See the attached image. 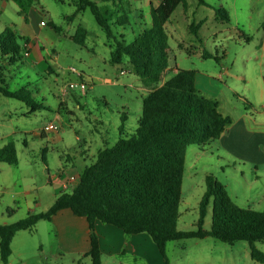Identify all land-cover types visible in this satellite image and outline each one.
Here are the masks:
<instances>
[{
  "label": "rangeland",
  "instance_id": "rangeland-1",
  "mask_svg": "<svg viewBox=\"0 0 264 264\" xmlns=\"http://www.w3.org/2000/svg\"><path fill=\"white\" fill-rule=\"evenodd\" d=\"M76 1L36 0L25 19L13 2L0 1V32L12 27L32 42L31 47L25 46L30 54L8 73L2 70L1 79L10 89L27 87L46 107L24 115L28 109L23 103L0 96V149L12 142L16 152L15 165L0 163V224L46 212L53 195L59 194L58 182L65 181L72 168L80 172L104 144L117 141L123 114L124 136L136 128L146 94L144 84L132 72L126 56L119 64L110 63L113 43L106 41L88 9L67 20ZM94 1L98 7L113 6L112 11L121 12L119 6L125 9L128 24L114 27L113 35L127 43L149 26V4L155 6L160 0H122L115 6ZM204 1L207 6L185 0L164 25L171 68L166 78L176 69L194 71L195 88L217 101L221 114L234 121L245 111L248 117L260 120L255 81L264 73V0ZM219 7L228 14L227 22L214 17ZM78 25L88 32L82 46L71 39ZM189 25L197 26L194 32ZM81 81L86 85L84 90L76 87L65 96L61 94L68 83ZM48 124L55 125L57 131L44 134L43 127ZM66 157L71 161H65ZM206 175L220 183L238 207L264 208V164L254 167L235 161L215 140L204 149L190 145L185 151L178 230L197 229ZM72 224L59 214L48 221L39 220L30 231H18L10 243L7 264H89L83 254L86 239ZM209 228L208 208L202 229ZM255 248L264 252V242L255 243ZM164 253L168 264H260L251 260L247 243L227 245L210 237L167 242ZM122 264L143 263L124 257Z\"/></svg>",
  "mask_w": 264,
  "mask_h": 264
},
{
  "label": "trees",
  "instance_id": "trees-1",
  "mask_svg": "<svg viewBox=\"0 0 264 264\" xmlns=\"http://www.w3.org/2000/svg\"><path fill=\"white\" fill-rule=\"evenodd\" d=\"M0 1L13 2L24 19L36 4V0ZM100 1L113 5L122 0ZM184 2L160 0L155 8L149 9V26L125 43L113 35L114 27L124 28L128 24L124 8L119 6L121 12L112 11L113 6L98 7L94 0L76 1V8L67 20L88 9L104 32L106 41L110 39L113 43L110 46V63L119 64L126 56L132 72L143 82L146 94L141 100L140 115L133 133L124 136L126 116L123 114L117 141L112 145L104 144L96 151L94 159L78 172V182L70 191L57 196L44 213L27 214L14 223L0 224V261L3 264H7L10 243L18 231H30L39 220L48 221L64 209L84 218L87 223L89 250L84 256L89 264H101L94 233L96 221L112 225L126 236L147 234L166 264L164 249L167 242L205 237L227 245L245 242L251 260L264 264V252L255 248V243L264 242V208L254 211L238 207L211 175L204 179V192L198 203L197 229L180 231L176 228L186 148L194 145L204 149L231 124V118L218 111L217 101L206 98L195 88L194 71L176 69L170 78H166L171 68L164 25L176 7ZM197 3L207 6L204 0H197ZM214 17L222 22L229 20L222 7L214 10ZM51 27L57 30L52 24ZM189 27L190 32L197 28ZM87 34L86 29L78 25L71 39L82 46ZM27 43L28 39L12 27H5L0 32V96L23 103L28 109L24 115L46 107L35 100L27 87L10 89L1 76L2 70L8 73L11 67L21 63L22 57L28 55L29 51H25ZM0 163L16 164L12 142L0 149ZM208 208L210 228L203 230Z\"/></svg>",
  "mask_w": 264,
  "mask_h": 264
},
{
  "label": "crops",
  "instance_id": "crops-1",
  "mask_svg": "<svg viewBox=\"0 0 264 264\" xmlns=\"http://www.w3.org/2000/svg\"><path fill=\"white\" fill-rule=\"evenodd\" d=\"M158 4L151 7L155 8ZM27 44L30 47L32 46V42L29 40ZM30 50L32 51V49ZM28 54H30V51ZM27 62L31 61L28 60ZM241 78L244 77L242 76ZM259 78L260 80L255 81V83L257 87L256 94L260 101L258 105L260 111H262L260 120L248 117L245 111H240L236 120H231V124L227 130L215 140L218 148L235 159V161H243V163L252 164L254 167L260 163L264 164V73L260 74ZM65 161L70 162L71 160L69 157H66ZM72 170L74 173L76 169L72 168ZM78 172L76 170V173ZM64 182H58V196L67 189H71H63ZM53 197L52 203L57 196L54 194ZM59 214H63L66 218L70 219L73 222L72 225L77 227L78 231L84 235L86 244L84 245L83 254L88 252L89 236L85 219L73 215L68 209L58 211L51 218ZM94 233L100 250L101 264H122L124 257H132L133 261L138 259L143 264H166L156 245L147 234L139 233L126 236L120 229L98 221L94 224Z\"/></svg>",
  "mask_w": 264,
  "mask_h": 264
},
{
  "label": "built area",
  "instance_id": "built-area-1",
  "mask_svg": "<svg viewBox=\"0 0 264 264\" xmlns=\"http://www.w3.org/2000/svg\"><path fill=\"white\" fill-rule=\"evenodd\" d=\"M39 25L40 26H45V23L44 22H40ZM76 87H78L80 90H84L86 85L84 83H82V81L80 83H78V84L68 83L66 85V88L63 90V92L61 90V94L63 96H65L69 90H72V89H74ZM43 131L45 133H54V132L57 131V127L55 125H53V124H48V125L43 127ZM78 178H79V176H78V173H76V172L68 175L66 180H65V182H64V184H63V189L71 188V187L75 186L77 184V182H78Z\"/></svg>",
  "mask_w": 264,
  "mask_h": 264
}]
</instances>
